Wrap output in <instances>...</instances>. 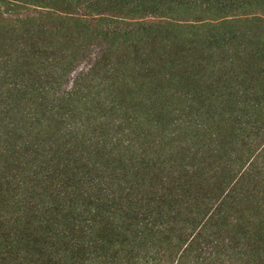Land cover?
<instances>
[{"label":"trees","instance_id":"obj_1","mask_svg":"<svg viewBox=\"0 0 264 264\" xmlns=\"http://www.w3.org/2000/svg\"><path fill=\"white\" fill-rule=\"evenodd\" d=\"M81 12L82 14H79ZM81 15L95 22L82 18ZM263 24L264 0H0V39H6L2 50L5 49L6 57L11 63H15L14 59L17 56L23 58L26 46H29L30 52L32 51L28 38L36 32L48 33L50 41L47 46H51L52 49H58L59 43L72 44L79 36L89 34L108 39L107 49L102 52L101 57L87 73H79L75 77L72 90L65 92L67 94L64 97L59 95L55 99L54 92L63 85L64 77L70 72L71 65L81 60L82 57L79 56L84 55V47L64 43L67 47H61L63 52L61 57L59 55L54 59L45 57L43 64L37 62L33 65L34 68L40 64L42 70L45 69L40 74L46 84L43 86V95L48 101L56 100V108L61 117L75 109L77 112L80 111L82 106L74 101L80 100L86 104L90 100L91 89L97 83H105L106 79L101 76L107 69L108 61L111 64L108 52L113 51V45H125L140 37L147 39L149 34L165 35L166 39L171 37L175 41H189L194 43L197 49L202 48L210 58L215 59L213 64L209 61L208 67H204L206 75H200L199 78L201 87L193 83L190 87L182 89L185 99L200 101L206 92L204 87L219 88L224 96L222 107L216 106L217 99L212 100L210 104L208 102L207 107H204L207 113H212L211 116L202 113L201 122L195 121L199 118L195 113L189 118L192 128H196L194 131L196 134L194 136L185 134L184 138L189 148L181 160L176 158L175 162H172L166 160L165 155H156L157 152H152L154 144L152 146L146 144L149 143L147 136H128L115 143L103 142L104 147L113 145L116 150L120 144H127L121 154L123 157L130 155L133 159L137 158L136 150H142L143 153L139 154L142 162L161 167L159 177L163 181L162 184L153 182L154 177L149 176L144 185L138 184L136 193H131L125 198L122 195V188L115 190L112 183L111 189L103 188L105 192L97 195V186L100 187L102 185L100 181L107 176H89L90 173L85 172L84 177L88 179L79 178L78 183L70 180L66 186L69 192L64 198L59 197L55 200L60 201L56 203L57 206H52L49 202H38V199L34 202L35 197L32 196V192L45 185V181L40 179L42 172L40 175L38 173L28 175L31 178L28 182H25L27 179L25 181L18 179L17 188L20 193L23 192L24 199L16 202L17 211L31 206L30 210L38 215L37 220H42V215H45V220L52 222L48 238H51L52 246L58 248L60 254L64 251L61 247H56L59 243L55 240L64 234L65 225L68 227L67 238L71 239L64 249L69 251L70 261L64 264H140V262L175 264V259L177 264H180L187 254H192L194 258L191 261V257L187 264H264V196L260 195L264 194V163L260 167L261 170L256 171L261 178L256 177L254 186L255 189L262 188L243 193L238 189L245 176L240 178L236 173L240 157L238 154L234 156L233 153H228L229 150L231 152L236 150L234 148L236 140L240 143L241 140L244 141L241 145L251 151L250 146L254 142V137L263 130L259 123L262 118L261 105L264 102V42L258 44L259 35L253 32L256 25L263 27ZM13 36L22 40V47L18 53L9 45ZM82 42L91 40L85 38ZM31 46L35 49L34 45ZM33 54H36V58L40 57L37 52ZM16 63L20 61L17 59ZM228 67L230 69H227ZM238 68L241 71L237 72ZM21 69L27 70L25 67ZM111 71L107 69L109 75L113 76ZM235 71L237 79L234 76L223 78V81L219 79L222 73ZM24 74L25 72L23 77L13 78L15 88L18 84L21 85L18 87L19 90L30 86L27 84L30 75L25 79L27 74ZM185 78L188 80L190 77ZM243 78L248 90L238 86L237 81ZM10 80V84H13L12 78ZM252 83L261 89L254 88L257 92L254 91ZM228 90L231 92L227 93ZM191 107L188 104L184 109L193 111ZM34 108L32 117L37 116L39 112L37 106ZM212 116L217 121H212ZM18 130L14 128L0 132L2 151H7V146L18 151L27 140H33L25 147L31 149L30 154L34 158L31 165L28 163L30 167H27L36 172L42 170L43 160L39 158H43V154H40V149L37 148L41 146L50 153L52 148L49 145L45 146L44 143L35 144L36 139L22 137ZM157 132L156 128L154 133ZM98 140V137L96 140L94 138L93 144L101 147L103 144L97 142ZM227 140L233 147L230 145L231 148H225ZM248 140H252V143L249 144ZM191 151L192 154H189ZM245 155H242V159L250 154L247 152ZM256 163L251 162L252 168ZM71 165L70 161L67 167ZM182 172H192L194 176L187 178ZM244 174L248 175L249 172ZM210 181H221L222 185H229L230 191L224 199L231 204L236 201L235 199H241L242 201L237 202L241 203L239 209L245 210V203H248L249 207L252 205L250 213L245 212L247 220L242 233L239 231V225L242 227L241 223L244 222L238 218L234 220L229 216H219L215 220L214 228H210L208 222L214 212L204 220L202 208L197 205L192 208L198 198L204 197L206 200V197L212 196L210 192L215 186L211 185V191L202 190L203 195L195 194L196 189H202L199 186ZM25 189L29 191L26 193ZM221 201L223 203V199ZM50 202H53V199ZM256 202L260 204L258 207L253 206ZM204 204H207V200ZM46 212L51 216H47L49 214ZM106 212L109 213L105 214ZM123 213H127V216L121 217ZM99 227L103 230L97 235L98 238L91 237V233ZM69 231L72 232L71 236ZM77 231L80 236L75 234ZM166 254H171L172 258L174 255L175 258L172 261L167 260Z\"/></svg>","mask_w":264,"mask_h":264},{"label":"rangeland","instance_id":"obj_2","mask_svg":"<svg viewBox=\"0 0 264 264\" xmlns=\"http://www.w3.org/2000/svg\"><path fill=\"white\" fill-rule=\"evenodd\" d=\"M79 14H82V12ZM82 18H88L89 21L95 22L89 17L82 16ZM253 32L259 35L257 43L261 45L264 42V24L263 27L256 25ZM84 36L74 39L72 44L64 42L70 46H83L84 55L79 56V58L82 57L81 60L75 61L71 65L70 72L64 77L63 85L60 89L56 88L57 91L54 92L53 97L55 99L59 95L66 96L67 93L65 92H69L73 88L75 77L79 73H87L101 57L102 52L107 49L108 39L101 36H91L90 34ZM165 37V35L149 34L147 39L140 37V39H133L125 45H113V51L108 52L111 56V64L108 61L107 69L112 70L111 74L114 75H109L106 69L101 76V78L106 79L105 83H97L91 89L90 100L86 104L80 100L74 101L82 108L78 112L77 109L69 111L67 115L64 114V117L58 114L56 100L48 101L43 95V86H46V84L40 74L45 69L42 70L40 64L34 68L33 65L37 62L43 64L45 57L48 59H54L56 55L61 57V53H63L61 47L65 48L67 45L59 43L58 49H52L51 46H47L50 41L48 33L36 32L35 35L32 34L28 38L32 51L30 52L29 46H26V50H23V58L17 56L14 59L15 63H11L6 57L5 49L2 50L6 39H0V132L17 128L19 129L18 134L22 137L36 139L35 144L44 143L45 146L49 145L52 148V153L47 152L46 148L41 146L37 148V150L40 149V154H43V158H39L43 160V163L41 164L42 170L36 172V170H29L27 167L29 166L28 163L30 164L34 158L30 154L31 149L25 148L33 140H27L25 145L19 147V152L8 146L7 151H2L3 144L0 140V264H64L70 261L69 251L67 252L64 249L66 243L71 239L70 237L67 238L68 230L66 228L68 227L66 225L63 228L64 234L56 237L55 240L59 243L56 247H61L64 251L60 254L58 248L52 246L51 238H48L52 222H47L44 218L45 215H42V220H37L38 215L30 210L31 204L27 209L17 211L16 202L24 199L23 192L20 193L17 188L19 187L17 184L18 179L21 181L27 179L25 182H28V179H31L28 175L32 173L33 175L36 173L40 175L42 172L43 175L41 174L40 179L45 181V185H41L32 192V196L35 197L34 202H37L38 199V202H49L52 206H57L56 203L60 201L55 202V200L59 197L64 198L69 192L66 186L70 180L75 182L79 181V178L88 179L84 177L85 172H89V176H107L106 179L100 181L102 185L97 186V195H102V192H105L103 188L111 189L113 185L115 190L119 187L123 189L121 191L125 198L131 193H136L138 184L144 185L149 176L154 177L153 182L162 184L163 181L159 177L162 171L161 167L142 162L139 154L143 151L140 149L136 150L137 158L133 159L130 155L121 156L127 144H120L118 150H116L113 145L104 147L103 142L115 143L128 136H147L149 143L146 142V144H150V146L154 144L152 152H157L156 155H165L166 160L175 162L176 158L181 160L182 155L189 148L188 142L184 138L185 134L186 136L196 134L194 132L196 128H192L189 119L193 116L192 114L199 115V118H196L195 121L201 122L202 113L212 115L210 112L207 113L204 108L207 107L208 102L210 104L212 100L217 99L215 101L216 106L222 107L221 102L224 96L219 88L207 89V87H204L206 92L200 101L199 99L195 101L185 99V95L182 93V89L187 86L190 87L193 83L201 87L200 75H206L204 67H208L209 61L213 64L215 59L210 58L202 48L197 49L194 43L186 40L184 42L175 41L171 37L170 39ZM85 38L91 40V42H82V39ZM90 38H93L94 41ZM31 44L34 45L35 49ZM9 45L15 53H18L22 47V40L20 37L13 36L9 41ZM46 51L48 54H46ZM33 52H37L40 57L36 58V54L34 55ZM17 59L20 63H16ZM149 60L152 61L149 62ZM24 67L27 68L26 71L21 69ZM23 71L27 74L25 79L30 75L27 78V80L30 79L27 83L30 86L19 90L18 87L21 85L18 84L15 88L16 84L13 78L16 76L23 77ZM239 71L241 69L237 72ZM233 76L237 79L236 71L222 73L219 75V79L223 81V78ZM184 77L190 78L186 80ZM10 78H12L13 84H10ZM244 79L237 81L238 86H241L243 90H248ZM21 80L20 78L19 81ZM254 83L256 84V82ZM254 83H252L253 89H261L260 86L255 87ZM12 88L15 89L10 91ZM256 90L254 89V91ZM228 92L231 91L228 90ZM23 98L25 99L23 100ZM188 104L192 106L193 111L184 109V107H188ZM227 104L230 105L228 101ZM34 106L38 107L39 112L37 116L32 117L31 113L34 112ZM261 108L262 118L259 125L263 130L260 131L258 136L254 137L253 143L252 140H248L249 144L252 143L250 146L251 151H248V147L245 149L244 145H241L244 141L241 140L240 143L236 140L234 143L236 150L233 152L229 150L228 152L233 153L234 156L238 154L240 157L237 161L239 169L236 173L240 178L245 176L238 189L243 193L257 191L259 188L255 189L254 186H256V177L261 178L256 171L257 169L261 170L260 167L264 163L262 157L264 156V102ZM237 110L239 112V108ZM211 118L212 121H217L213 116ZM11 121H13L12 124ZM156 128L158 132L154 133ZM97 137L99 139L97 142L103 144H101V147H96L93 144L94 138L96 140ZM244 140L246 141V139ZM140 143H142V140ZM230 145L229 140L225 141L226 149L233 147L232 145L230 147ZM247 152L250 155L242 159V155L246 156L245 153ZM189 154H192V151ZM226 156L228 157L229 154H226ZM70 161L72 165L67 167ZM252 161L257 162L253 168ZM248 166L249 168H247ZM245 172H249V174L245 175ZM182 173L187 178L194 176L192 172ZM110 183H112L111 186ZM210 185L215 186L213 190L211 189L212 191ZM199 187L202 189H196L195 194L203 195L202 190H210L212 196L206 197L207 204H204L206 201L204 197L198 198L192 208L196 205L201 207L204 220L214 212L208 222L210 228H214L215 220L223 215L234 220L238 218L241 222H244L241 223L243 224L242 227L239 225V231L242 233L246 227L244 225L247 220L245 215L250 213L252 205L249 207L250 205L245 203V210H241L239 209L241 203H237L241 199H235L236 201L233 204L227 201L226 198L224 199L227 192L230 191V186L222 185L221 181L206 182L205 185ZM27 191L29 190L25 189L26 193ZM115 193L118 196V193ZM260 195L264 196V194ZM46 199H49V201H46ZM52 199L53 202H50ZM220 199H223V203ZM218 205L220 206L217 207ZM236 205L239 207H235ZM259 205L256 202L253 206L258 207ZM46 213L49 214L47 216H51L50 213ZM107 213L109 212L105 214ZM126 216L127 213H123L121 217ZM217 226L221 227L220 224H217ZM102 230L103 228L99 227L91 233V237L98 238L97 235H100ZM71 233L69 231L70 236ZM75 234L80 236L79 232ZM165 257L170 261L175 258L174 255L172 258L171 254H166ZM188 260H194L192 254L185 255L180 264H187ZM164 264H167V262H164ZM175 264H177L176 259Z\"/></svg>","mask_w":264,"mask_h":264}]
</instances>
